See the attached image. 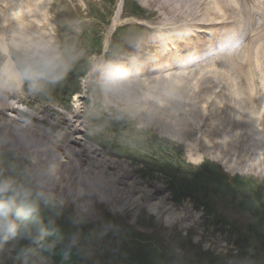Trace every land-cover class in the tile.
<instances>
[{
  "label": "rangeland",
  "instance_id": "374dc122",
  "mask_svg": "<svg viewBox=\"0 0 264 264\" xmlns=\"http://www.w3.org/2000/svg\"><path fill=\"white\" fill-rule=\"evenodd\" d=\"M12 1L8 0L9 3ZM26 1L29 11L41 6L40 0ZM238 1L241 6L242 2ZM49 2L50 7L47 5L43 9L48 12L49 18L42 21L35 13V17L29 18L31 23L59 38L63 31L59 24L63 18L81 19L84 21L82 39L92 52L101 56L108 52L111 41L127 48L134 40L142 42L140 56L144 55L150 39L156 38L151 30L164 27L165 24H162L168 18V15L160 13L153 15L144 0ZM244 2L250 8L255 25L242 29L241 26L234 27L235 35L244 41L243 51L249 46L248 38L264 24V15L258 14L251 3ZM185 11L195 15L193 8H186ZM204 18L198 19L199 23H195V26L214 23L208 21L209 17ZM174 25L182 26L178 23ZM211 27L217 28L206 26ZM157 48L159 45L156 44L150 54L142 58L141 64L150 62L154 67L158 66V62L149 60L152 53L159 51ZM259 49L257 46L253 56L257 55ZM165 52L163 49L161 53ZM3 57H11L8 48L0 49V58ZM203 64V73L193 78L185 75L188 73L186 70L199 68ZM176 67L181 71L169 73L170 76L187 87L192 79L196 83L202 82L212 73L233 74L228 61L205 63L195 59L193 62H181ZM168 68L166 66L160 72H150L148 76L173 71ZM208 72L212 73L206 75ZM181 75L187 79H180ZM251 75L250 69L234 75L238 86L257 95L251 97L248 107L245 106L249 109L242 107L227 111L220 120L216 119L218 121L207 120L198 114L196 118L193 113L192 120L183 130L164 137L155 129L143 125L137 127L135 120L115 116H106L100 125L89 131V126L79 115L74 118L72 114L74 110L78 114L81 105L89 100L87 74L79 69L58 86L47 100L31 97L18 99L21 101L18 106L25 114L42 116L47 114L43 111L53 108L59 117L74 120L73 124L78 129L73 134L71 145L76 150L90 147L101 157L115 161L116 167H127L130 171L129 181L135 180L141 188L159 186L162 195L167 197L170 209L187 215L184 223L166 228L163 218L146 216L132 222L112 215L103 205L95 207L89 220L77 227L72 221L74 211L66 207L63 215L57 219L64 242L45 253L42 264H264V90L260 88L261 83L253 87L247 81L252 78ZM149 90L143 95L152 101L155 97ZM131 104L134 105L133 102ZM137 105L126 110L142 111L138 110ZM190 108L194 110L193 106ZM237 113L244 116L239 119ZM11 115L18 117L13 113ZM229 116L239 124L240 129L243 128L239 137L236 131L223 126ZM59 117L55 116L57 119ZM213 125L217 129L211 137ZM254 130L256 135L251 137ZM75 232L81 235L80 247H72L69 243ZM0 264H22L11 242L0 249Z\"/></svg>",
  "mask_w": 264,
  "mask_h": 264
},
{
  "label": "clouds",
  "instance_id": "9594fccd",
  "mask_svg": "<svg viewBox=\"0 0 264 264\" xmlns=\"http://www.w3.org/2000/svg\"><path fill=\"white\" fill-rule=\"evenodd\" d=\"M23 8L24 3L0 0V49L11 51L10 58H0V101L47 100L79 69L87 74L89 100L78 115L89 131L106 116L135 120L137 127L143 125L163 135L180 132L192 120L194 110L185 103L189 89L166 78L181 70L147 76L138 55L141 41L134 40L127 48L111 41L101 56L82 39L81 19L63 18L62 34L56 38L22 17ZM212 39L214 44L199 54L205 63L231 61L243 51L239 35L225 32ZM155 43L163 48L162 39ZM149 86L155 99L147 110H126ZM67 140L66 126L55 117L43 128L30 114L0 117V249L11 242L22 264H42L44 254L64 242L57 219L69 204L74 206L72 221L77 227L94 212L93 202L85 198L87 190L83 194L79 188L68 191L64 178ZM69 243L80 247V233H73Z\"/></svg>",
  "mask_w": 264,
  "mask_h": 264
},
{
  "label": "bare ground",
  "instance_id": "6f19581e",
  "mask_svg": "<svg viewBox=\"0 0 264 264\" xmlns=\"http://www.w3.org/2000/svg\"><path fill=\"white\" fill-rule=\"evenodd\" d=\"M40 1L41 4L39 5L41 6L35 7L30 11L26 0H13L12 3H24V8L20 15L26 20H29L30 17H35L36 13L42 21H45L49 18V14L43 9L47 5L50 7L51 3L49 0ZM144 1L150 8L148 11L152 12L153 15L158 13L161 15H168V18L165 19L162 24V26L165 24L164 27L159 30H151V33L156 35V38L153 40L150 39V43L145 47L144 55L141 56L142 60V58L150 54L151 49L156 47L157 43H155V41L160 39L163 40V48L157 44L159 45V48H157L159 49L158 55L156 57L152 56V58L149 59L158 62V66L154 67L150 62L146 64H143V62L141 64L144 65L143 68L147 76L150 72L154 71L155 73V71L160 72L164 70L166 66L169 67L168 69L174 70L181 62H187L188 60L193 62L195 59L198 60L199 54L203 53L205 49L214 44V40H211L210 37H217L225 32H233L235 34L236 30L234 27L241 26L240 29H242L243 27L252 28L255 25L249 6L242 0H240L242 2V7L238 3V0ZM186 8H193L195 10L194 14L198 16H193L186 12ZM42 10L44 12H42ZM201 17H205L204 20L209 17L210 20L208 21L214 23L199 24L203 27L195 26L197 25L195 23H199L197 20ZM173 23H178L182 26H190H183V28H180L182 26L179 27ZM207 25L216 26L217 28H206ZM248 39L249 46L242 52L241 56L228 61L233 71L232 75L229 76L223 72H216L213 75L212 72H208L205 74L208 75L212 73L210 77H205L206 79L204 78L202 82L198 83L192 79L191 82L188 83L189 87H187V85L182 86L181 83L176 81L177 85L180 87H187L189 89V98L185 100V103L193 106L196 118H198V114L199 116H205L207 120H220L227 111L240 110L242 107L245 110V108L249 106L251 97H257V95L256 93L253 95L252 91H245L238 86L239 84L234 78V75L238 73L246 72V70L250 69L252 71V78H249L247 81L252 83L251 85H253V87L261 83L260 88L264 90V86H262L264 84V66L262 65L264 58V24L259 27L256 34L251 35ZM261 40L263 43L260 44L259 42ZM257 46L260 49L257 55L253 56V53L256 54ZM175 48L179 50L175 51ZM163 49L169 53H161ZM138 55H140V53ZM203 65L199 68L186 70L188 73H185V75L193 78L200 72L203 73L204 70H202V68L205 67V65ZM170 75L171 74L168 76ZM168 76L166 78L172 80V76ZM186 76L181 75L179 78L187 79ZM149 101H151L149 97L142 95L141 98L134 100L133 103L134 105L138 104V107L136 106L138 110H147ZM19 103H21V101L18 99L0 101V117L15 118L11 113L16 114L18 117L24 115L25 112L20 109V106H18ZM262 103L263 102H261V104ZM161 104H163V101H161ZM134 105L130 103L129 107L133 108ZM43 112L47 114L42 116L30 114L28 112H26V114H30L31 119L40 128L45 127L49 123V118L55 116L59 117L56 110L53 108L46 109ZM76 112L77 111L74 110L72 113L74 118L78 117ZM228 114L232 115L230 112H228ZM241 116L244 115L239 113V119ZM229 117L231 118V116ZM230 118H228L227 124L225 123L223 126L227 127V129L230 128L236 131L237 135H235L239 137V133L242 132L243 128L240 129L238 126L239 124L234 122L232 118L230 120ZM59 120L62 121L67 128L68 140L64 144V151L68 158V164L65 167L64 178L70 193L74 188H79L82 194L87 190L85 198L93 202L94 208L106 205L112 215L125 220L130 219L132 222H135L140 217H157L163 218L164 226L170 228L177 225V223H184L186 221L187 215L176 213L170 209L167 203V197L162 195L163 192L159 186L141 188L139 186L140 184H137L135 180L132 179V181H129L130 171L127 167H116L117 163L115 161L101 157L90 147L82 148L83 150H76L71 145L73 134L78 129L73 124L74 120L67 121L65 117H59ZM254 123L255 122L252 123V126L255 125ZM216 129L217 126L213 125L211 137L214 136H212V134L216 132ZM251 134V137L255 136L256 131L254 130ZM160 135L164 137L163 134L160 133ZM198 152L200 151H197V153ZM67 208H71V210L74 211V206L72 204H69ZM131 225L133 224L131 223ZM97 226L99 227L100 224Z\"/></svg>",
  "mask_w": 264,
  "mask_h": 264
}]
</instances>
